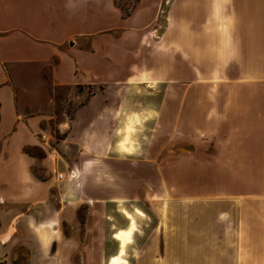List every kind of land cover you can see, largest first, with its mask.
<instances>
[{"label": "crops", "instance_id": "crops-1", "mask_svg": "<svg viewBox=\"0 0 264 264\" xmlns=\"http://www.w3.org/2000/svg\"><path fill=\"white\" fill-rule=\"evenodd\" d=\"M115 1L0 0V264H18L22 246L26 264H102L108 212L135 199L160 212L142 264H264V0H174L176 104L152 92L149 107L148 86L172 81L165 34L143 43L148 2L163 0L127 18ZM50 84L98 88L58 122L56 145ZM159 111L195 149L122 154V116Z\"/></svg>", "mask_w": 264, "mask_h": 264}, {"label": "rangeland", "instance_id": "rangeland-1", "mask_svg": "<svg viewBox=\"0 0 264 264\" xmlns=\"http://www.w3.org/2000/svg\"><path fill=\"white\" fill-rule=\"evenodd\" d=\"M116 5L120 10V17L127 18L133 14L135 9L139 6L140 0H116ZM174 0H163L159 4L148 2V8L154 7L155 17L151 18V13L148 9V32L147 36H143V43L148 42L150 47L151 43L161 41V36L165 34V41L169 43V50H165L157 57L163 61V69H168L169 77L172 81L161 84H152L148 86V107L150 105L158 106L160 99L153 100L152 92L166 93L168 92V101L170 106L176 104L177 93V66H176V50L177 41V18L174 13H171V6ZM123 28L118 29V35H121ZM148 47V48H149ZM157 54V53H153ZM150 55V52H148ZM148 57H142V63L139 62L140 68L146 71V64ZM136 68V72H137ZM207 74V68L204 70ZM135 90L138 92L143 91V85L134 84ZM98 88L83 86L69 87L57 86L50 84V91L55 101V118L49 123V130L55 138V144L61 138L63 133L58 129V122L63 119H70L74 110L80 106L84 101L90 97ZM103 89V88H102ZM126 88H121V90ZM127 90V89H126ZM132 90V89H130ZM83 93V95H80ZM160 96V95H158ZM159 98V97H158ZM125 103L127 100H124ZM143 100H136V112H143ZM157 102V103H156ZM149 111V110H148ZM139 112V113H140ZM124 115L121 118L120 130L118 133L120 145L119 150L122 154L137 153L138 148L148 147V155H175L178 150H191L195 149L192 141L186 139L183 143L178 145L177 131H176V115H168V120L162 121L160 111L158 113L148 112L145 116L141 114ZM146 118L148 125H142V119ZM122 140V143H121ZM124 144V145H123ZM161 144L168 145V149L161 150ZM205 151H208L206 148ZM34 153L40 157H46L43 149H37ZM142 155V153H141ZM40 174L43 169L39 168ZM156 183L153 182V189L156 191ZM125 185L122 183L118 186L120 192L127 191ZM123 192V193H124ZM171 201L170 199H168ZM167 201V202H169ZM174 212H170V215ZM85 211L80 212V218L84 219ZM160 217L158 206L151 203V201L143 202L140 199L120 201L116 210L108 212V222L113 226L111 227V234L109 235L108 242L104 247L105 258L102 264H142L144 253L148 251V235L152 234L155 230L157 220ZM118 231L129 232L130 235L126 240V244L121 248L120 243L114 239V234ZM113 233V234H112ZM26 247H20L18 252L20 257L18 264H26L27 256ZM115 262V263H114Z\"/></svg>", "mask_w": 264, "mask_h": 264}, {"label": "built area", "instance_id": "built-area-1", "mask_svg": "<svg viewBox=\"0 0 264 264\" xmlns=\"http://www.w3.org/2000/svg\"><path fill=\"white\" fill-rule=\"evenodd\" d=\"M41 138H42V140L45 142V144L47 146L51 147V143H50L51 142V137L48 134L43 133L41 135ZM50 156H51V158L54 160V162L57 165L56 167H57V171H58V173H57L58 178L60 180H64L66 178V173H65L63 167L59 166V164H58L59 156H58V152L56 151V149H51L50 150ZM77 175H78V171L77 170H72L71 173H70V177L71 178H76Z\"/></svg>", "mask_w": 264, "mask_h": 264}, {"label": "bare ground", "instance_id": "bare-ground-1", "mask_svg": "<svg viewBox=\"0 0 264 264\" xmlns=\"http://www.w3.org/2000/svg\"><path fill=\"white\" fill-rule=\"evenodd\" d=\"M129 232L118 231L114 234V239L120 243L121 248L126 244V240L129 237ZM115 263V262H114Z\"/></svg>", "mask_w": 264, "mask_h": 264}]
</instances>
